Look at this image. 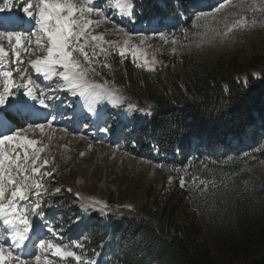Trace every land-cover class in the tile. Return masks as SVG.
<instances>
[{
	"label": "trees",
	"instance_id": "obj_1",
	"mask_svg": "<svg viewBox=\"0 0 264 264\" xmlns=\"http://www.w3.org/2000/svg\"><path fill=\"white\" fill-rule=\"evenodd\" d=\"M176 2L182 8L194 4ZM135 8L145 21L172 11L154 0H135ZM164 31L171 39L186 35L190 27L178 22ZM8 51L7 61L12 55ZM243 52L208 59L181 53L164 57V66L155 71L137 67L128 57L121 61L113 53L107 61L100 58L112 67L97 66L100 75L94 77L97 83L108 80V87L118 89L127 104L144 110L125 126L122 141L127 153L178 176L215 175L218 187H209L200 197L205 224L197 223L191 212H186V223H178L175 212L182 207L193 210L195 198L177 179L168 190L162 185V205L151 196L152 186L108 190L110 211L104 216L88 213L76 226L72 215L79 210L77 196L60 186L49 165L44 171L53 175L43 177L47 195L40 215L30 214L33 222L53 221L64 241L86 237L84 258L97 264H264V180L251 172L264 160V55L262 50L249 57ZM246 129L255 132L251 145L244 141ZM229 135L239 143L227 140ZM224 178L227 186L220 184Z\"/></svg>",
	"mask_w": 264,
	"mask_h": 264
},
{
	"label": "snow or ice",
	"instance_id": "obj_2",
	"mask_svg": "<svg viewBox=\"0 0 264 264\" xmlns=\"http://www.w3.org/2000/svg\"><path fill=\"white\" fill-rule=\"evenodd\" d=\"M20 2L23 4L21 11L28 20L25 21L11 15L6 19H0V41L7 37L11 54L16 57L18 63L21 48L25 53L31 51L32 49L25 45L26 42L31 44V37L35 36L37 48L42 47L46 54L31 60V69L48 80L59 78L57 87L83 98L88 110L95 113L97 120L101 119V112L97 108L100 100H109L114 106L122 102L116 95L118 89L108 87V80L103 83L94 81V77L100 75L97 66L109 69L112 67L110 63H102L101 57L107 61L109 55L115 53L123 61L125 57L131 55L137 67L155 71L158 63L155 56L149 59L146 48L132 43V34L128 31L116 26V30L123 33L124 39L121 42L106 40L104 33L94 34L92 26L98 25L99 21L90 19V15L96 12L102 19H107L106 13L99 7L100 0H20ZM231 4L232 0H224L215 7L209 6L208 11L195 13L190 30L193 31L196 39L191 43L196 47L214 42L224 43L231 38L234 32L255 25L257 13L264 17V0H260L259 5L256 0H252V3L247 6L245 0H236L232 6L239 9V13H225L222 18H218V14ZM12 7L13 0H4L3 5L0 6V13L6 10L10 12ZM179 7L180 5H177V8ZM117 9L118 14L128 20L137 18L135 0H117L115 9L109 6V10ZM249 12L253 17L251 20L244 14ZM229 16L237 18L229 20ZM33 21L34 27L31 35L27 32L5 30ZM158 35L165 43L168 42V37L164 33H158ZM45 38L46 44L44 43ZM147 39V37H142L140 45H145ZM171 42L173 45L179 43L175 36L171 38ZM172 51L175 53L176 48L174 47ZM8 56L9 51L0 42V62ZM57 69L62 70L57 71ZM17 74L21 78V83L13 79L12 71H0V77L3 78L2 91H0V222L6 226L4 229L6 235H0V264H26L23 255L17 254L14 249H24L36 229L42 227L39 224L34 226L29 216L30 214L40 215L42 197L47 195L43 177L53 175L52 172L44 171L49 164L48 159H43L40 163L45 147L39 146L40 141L26 135L28 129L39 130L43 133L45 125L43 123L29 124L27 129L13 131L12 120L3 114L4 110L10 108L18 116L24 112L30 115L37 103L44 109L53 108L48 102L50 98L44 94L36 80L28 74V69L18 70ZM245 83H247L246 79ZM16 88L24 89L23 96L33 103L30 105L28 100H10L9 98L15 95L13 89ZM128 107L131 109L135 106L129 104ZM146 115H151V112H146ZM23 118L29 117L24 116ZM45 119L51 126L56 115H51L50 119L46 116ZM100 130L108 131L107 128ZM247 155L245 153L246 157ZM188 168V165L184 166L186 172ZM176 170L180 171L179 168ZM171 180L170 176L169 182ZM179 184L181 188L195 190L199 197H205L209 187L212 189L218 187L215 175L210 179L203 174H191L190 177L181 175ZM220 184L227 186V178L221 179ZM56 191L59 192L60 189ZM77 196L79 197L78 193ZM21 202H27V206H22ZM92 203L98 204L99 201ZM125 207L131 208L132 206L126 205ZM47 231L53 239L40 240L39 248L44 255H35L33 257L35 264H51L47 254L61 260L71 259L75 264H97L90 258H84L86 237L65 244L62 239H59V232L54 223H47ZM6 244L9 246L6 247Z\"/></svg>",
	"mask_w": 264,
	"mask_h": 264
},
{
	"label": "rangeland",
	"instance_id": "obj_3",
	"mask_svg": "<svg viewBox=\"0 0 264 264\" xmlns=\"http://www.w3.org/2000/svg\"><path fill=\"white\" fill-rule=\"evenodd\" d=\"M162 1L163 0H159V2ZM165 1L170 2V0ZM222 2H224V0H207L202 4V11H208L210 10L209 6L215 7L218 3ZM235 3L236 0H232V4L218 14V18H222L225 13H239L240 10L232 6ZM251 3L252 0H245L246 6ZM256 3L259 5L260 0H256ZM104 6L103 2H99L100 9L103 10ZM184 8L186 11V19L184 21L188 22V27L191 29L192 18L195 13L200 11L192 6ZM103 11L106 13L107 9H104ZM244 14L248 16L249 20L253 18L250 12ZM106 16L108 18L104 20L96 12H93L90 15V19L94 21H99L101 19L98 25L92 26L94 34L104 33L106 40L121 42L124 39L123 33L117 31L116 26L128 31L132 34L131 42L135 43L138 47L146 48V51L149 54V59H151L152 56H155L158 61L155 70L161 69L164 66V57L172 58V56H178V54L181 53H190L198 59H208L218 54L233 55L243 49H245L243 55L246 54V57L253 55L258 50H262V55H264V17L259 13L256 14L257 23L252 27L234 32L231 34V38L224 43L214 42L212 44L201 45L200 47H196L191 43L196 39L192 30L186 35L176 37L179 43L173 45L170 38H168V42L165 43L158 35V33L165 34V32L159 23H157L156 19L150 27H145L137 22L132 28L133 30L130 31L128 25L130 20L111 12L106 14ZM235 18L237 17L229 16V20ZM27 19L28 18L25 15L23 20L26 21ZM24 24L25 23H23L22 27L7 28L5 30L27 32L31 35L34 26L31 27ZM142 37L148 38L143 46L139 43ZM31 39L32 43L28 44L26 42L25 46L32 50L25 53L23 48H21L20 58H22L23 61L21 60L20 62L12 63L11 65L12 72L14 73L13 79L17 83H21V78L17 74L18 70L28 69V74L31 75L40 85L44 94L50 98L48 102L53 106V108H49L45 117L47 116V118L50 119L51 115L54 114L56 115V119L51 126L48 125L47 119L45 118L43 120L39 119L35 122L29 123H43L45 128L43 133L39 130L33 131L32 129H28L26 135L29 138L40 141L41 143L39 146L45 147V152L41 154L40 163H42L43 159L49 160L48 165L51 170H54L55 175L59 178L58 181L60 186L68 190L71 189L70 192L76 196L77 193L79 194V197L77 196L75 202L80 212L72 215L75 218L76 226L82 220L84 212L91 213L93 211H98L99 215L104 216L105 213L110 211L109 205L105 200V195L108 190L116 191L119 188L130 187L135 184H138L143 188L152 186L153 190L151 191V196L154 198L157 196V201L161 205L164 204L162 185L163 188L165 187V190H168L171 188L174 181L177 179L179 180L180 176L183 174L178 176L175 174L176 172L170 173L156 163L137 158L127 153L122 147V133H120V130L115 127L117 124L116 119L107 120L102 124V128L109 127L111 128L110 131H98L95 126H93V129L89 132H83V126L86 122H89L88 117H84L88 113H83L84 115H81L82 117H80L72 110L76 109L77 111L78 108L81 107L80 103L82 102V98L58 88L57 83H59V78H55L54 81L56 84H51L49 82L46 83L43 80V77L38 76L35 71L31 69L30 61L46 54L42 47L37 48L35 44L36 37L32 36ZM0 42L3 43L5 48L9 49L7 37H4ZM44 43L46 44V38L44 39ZM147 45H150V47H147ZM174 47L176 48L175 53L172 51ZM127 57L132 60L131 55H128ZM12 58H14V56ZM5 66L4 61L0 62V71H7ZM59 70L62 69H58V71ZM2 86L3 78L0 77V89H2ZM14 100H28V98L23 96V92H19L14 95ZM53 109H55L54 112ZM105 109V119L110 116L111 110H123L119 119L123 124H128L131 118H133L134 108L130 109L128 106L123 107L122 104L118 106H106ZM136 115L141 116L142 112L138 111L136 112ZM70 116L71 118L68 119ZM72 117L74 118V121ZM114 117L116 116L114 115ZM123 119L125 120L123 121ZM99 121L100 120L97 122ZM89 123L88 126H90ZM29 124H16L12 130L27 129ZM93 125H95V123ZM81 153H84V155H81ZM262 160L251 167V172L264 180V160ZM170 176L172 177L171 182H169ZM186 189L194 196L195 205L192 206L193 210L191 211L190 209L182 207L175 212L178 223H186L188 219L186 212H191L190 214L196 217L197 223L205 224L207 221V216L205 215L207 213H204L206 211H203L204 208L201 205V198L196 194L195 190ZM93 201H99V203L93 204ZM21 205L27 206V202H21ZM105 205H107V207H105ZM198 207L199 209H197ZM38 224L42 227L37 228L36 232L32 234V249L29 251L26 250L27 252H21L20 249H14L17 254L23 255L26 264H35L33 257L35 255H44L39 248L41 239L45 241L53 239L51 234L47 231V224L45 222H40ZM5 228L6 226L0 222V235H6L4 231ZM64 243L67 244L65 241ZM8 246L9 245L6 244V247ZM47 255L51 264H66L65 260H61L51 254ZM237 261L239 262L241 260L237 259Z\"/></svg>",
	"mask_w": 264,
	"mask_h": 264
},
{
	"label": "bare ground",
	"instance_id": "obj_4",
	"mask_svg": "<svg viewBox=\"0 0 264 264\" xmlns=\"http://www.w3.org/2000/svg\"><path fill=\"white\" fill-rule=\"evenodd\" d=\"M100 2H103L104 3V5H105V0H100ZM101 7V6H100ZM108 18V17H107ZM101 20V19H100ZM99 20V21H100ZM105 20V19H104ZM103 20V21H104ZM112 20V19H111ZM105 22V21H104ZM106 23V22H105ZM43 77V76H42ZM43 80L46 82V83H48L49 82V80L48 79H45L44 77H43ZM55 91V90H54ZM62 92V91H61ZM119 98H120V100L122 101V99H121V97L118 95V94H116ZM29 100V99H28ZM29 102H30V100H29ZM122 103V102H121ZM120 103V104H121ZM81 104V107L80 108H78V110L76 111V109H72L73 111H74V113L76 114V115H78V116H80V117H82L84 114L83 113H85L86 114V112L88 113V114H86V117H88V121L90 122H86L85 123V125L83 126V132H89L90 130H91V127L93 126V124L94 123H96V121H98L97 119H96V116H95V113H93V112H90L89 110H88V106H87V104H85V101H84V99L82 98V102L80 103ZM110 105H113V103H111L109 100H106V99H103V100H100L99 102H98V104H97V108L100 110V112H102V110L104 109V108H106V106H110ZM48 110V109H47ZM73 113V114H74ZM82 115V116H81ZM73 116V115H72ZM90 117V118H89ZM71 118V116L68 118V119H70ZM73 118V117H72ZM39 119H43V116H40L39 118H36L35 120H39ZM12 120V122L14 121V119H11ZM81 120V119H80ZM73 121H74V118H73ZM88 123L90 124V126H88Z\"/></svg>",
	"mask_w": 264,
	"mask_h": 264
}]
</instances>
